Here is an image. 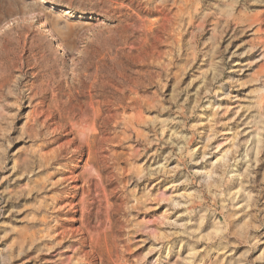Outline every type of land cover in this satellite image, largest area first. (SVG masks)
Segmentation results:
<instances>
[{
  "label": "rangeland",
  "instance_id": "rangeland-1",
  "mask_svg": "<svg viewBox=\"0 0 264 264\" xmlns=\"http://www.w3.org/2000/svg\"><path fill=\"white\" fill-rule=\"evenodd\" d=\"M114 244L264 264V0H0V264Z\"/></svg>",
  "mask_w": 264,
  "mask_h": 264
},
{
  "label": "bare ground",
  "instance_id": "bare-ground-1",
  "mask_svg": "<svg viewBox=\"0 0 264 264\" xmlns=\"http://www.w3.org/2000/svg\"><path fill=\"white\" fill-rule=\"evenodd\" d=\"M109 1V0H108ZM142 1V0H141ZM112 2V1H111ZM43 3H47V0H43ZM55 6V5H54ZM114 19V18H113ZM44 20V19H43ZM44 22V21H43ZM41 25V27L43 28L44 31H49L47 28H46V25H44L42 22L39 24ZM48 33V32H47ZM53 35V34H52ZM53 38V37H52ZM56 43V42H55ZM58 47H60V45L58 44ZM60 50V49H59ZM69 203V202H68ZM84 227V226H83ZM86 230V229H85ZM101 230V229H100ZM88 234V233H87ZM91 235L92 232H91ZM100 235V234H99ZM102 236H104V240L106 241V243H108L110 240L108 239L107 237V231H103L102 232ZM91 237V236H90ZM91 239V238H90ZM89 239V240H90ZM161 246V245H160ZM111 247H112V244H111ZM116 247H117V244L115 245L114 244V250H112V253L107 256L103 253H99V257H100V262L101 264H122L123 262V257H122V252H126L128 255L130 254L131 252V249L128 245H125L124 246V250H120V252L118 251V249L116 250ZM94 250V249H93ZM95 251V250H94ZM127 261V260H125ZM83 264V263H82Z\"/></svg>",
  "mask_w": 264,
  "mask_h": 264
}]
</instances>
